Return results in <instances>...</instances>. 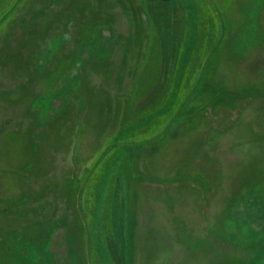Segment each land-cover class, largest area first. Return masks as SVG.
Here are the masks:
<instances>
[{"label": "rangeland", "instance_id": "374dc122", "mask_svg": "<svg viewBox=\"0 0 264 264\" xmlns=\"http://www.w3.org/2000/svg\"><path fill=\"white\" fill-rule=\"evenodd\" d=\"M4 9L0 264H264V0ZM145 88L149 137L105 156Z\"/></svg>", "mask_w": 264, "mask_h": 264}, {"label": "trees", "instance_id": "16d2710c", "mask_svg": "<svg viewBox=\"0 0 264 264\" xmlns=\"http://www.w3.org/2000/svg\"><path fill=\"white\" fill-rule=\"evenodd\" d=\"M13 7H14V9L16 8V6H12V7L9 6L8 9H13ZM10 11L11 10L4 9L1 12V14H0V21L1 22H3L5 20V18H6L5 16L7 14H9L8 16H10ZM153 80H156V79H153ZM147 90H148L147 88H145V90H141L140 92H137V90H136L135 98H133V92L131 93L132 96H130L129 93H127V97L129 95L130 98L127 99L128 102L126 103V106H125V112H124V115H123V117L119 123L118 136H116V138L125 139V142H122L121 139L119 141V139H118L116 144L115 145L113 144V146H111V149H109L107 152L104 153L105 156H109V157H111V159L113 157H115L117 160H120L122 158H131V156L134 155V151H137L141 147V143H138V137H140L142 135L143 136L146 135L147 138L149 137L150 133H146L147 130L149 129V127L151 125H153L158 120H154L157 118V116H155V115L151 114V116H148V114H144L143 109L147 105L156 103V101L159 99V96L155 98V101L150 102V104L148 103L145 106L144 105L139 106L140 100L144 96V94L147 92ZM136 97H138L139 99H137ZM200 98H201V94H200L199 98L197 99L199 102V106H200ZM133 100H134V103H131ZM205 104L208 105L209 101ZM201 105L203 106L204 104L202 103ZM199 106L197 107V110H195V105H194L193 108H191V107L189 108L188 113H183V115L178 114L179 119H176L173 121L170 130L167 131V133L164 136H161V135L158 136L159 134H156L155 138H153V137H152V139L146 138V140L144 141L145 145L158 144V143L163 142L167 138L175 137V134H177V133L178 134L182 133L183 129L186 126L193 125V122L195 123L199 119V116H200ZM132 110H135V113H139L140 115H138L136 118H134L132 115V113H133ZM162 116L163 115H161L160 118H162ZM165 124L166 123L163 122V124L161 126H164ZM168 132H170V133H168ZM142 144L144 145L143 142H142ZM111 145H112V142H111ZM134 145H136L135 149H133ZM122 160H124V159H122ZM125 162H126V159H125ZM124 179L127 181V178H124ZM119 181H121V180H119ZM119 189H120V187H119ZM115 197H117V196H115ZM0 227H2V226H0Z\"/></svg>", "mask_w": 264, "mask_h": 264}]
</instances>
